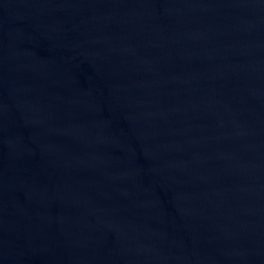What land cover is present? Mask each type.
I'll list each match as a JSON object with an SVG mask.
<instances>
[{
    "label": "water",
    "instance_id": "95a60500",
    "mask_svg": "<svg viewBox=\"0 0 264 264\" xmlns=\"http://www.w3.org/2000/svg\"><path fill=\"white\" fill-rule=\"evenodd\" d=\"M0 264H264V0H0Z\"/></svg>",
    "mask_w": 264,
    "mask_h": 264
}]
</instances>
